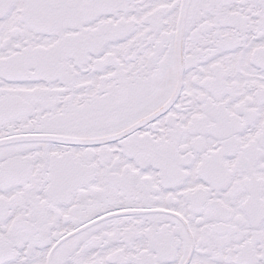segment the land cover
I'll return each mask as SVG.
<instances>
[{
    "label": "snow or ice",
    "instance_id": "1",
    "mask_svg": "<svg viewBox=\"0 0 264 264\" xmlns=\"http://www.w3.org/2000/svg\"><path fill=\"white\" fill-rule=\"evenodd\" d=\"M0 264H264V0H0Z\"/></svg>",
    "mask_w": 264,
    "mask_h": 264
}]
</instances>
